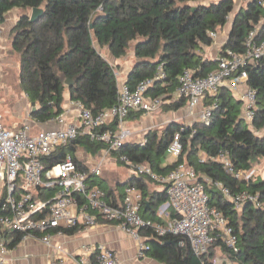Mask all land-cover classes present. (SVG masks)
I'll return each mask as SVG.
<instances>
[{"label":"trees","instance_id":"obj_1","mask_svg":"<svg viewBox=\"0 0 264 264\" xmlns=\"http://www.w3.org/2000/svg\"><path fill=\"white\" fill-rule=\"evenodd\" d=\"M241 1L244 5L235 11L234 0H0V16L4 22L5 16L13 10L24 12L13 30V48L21 55L22 90L33 110L36 109L31 117L38 123H47L65 111L68 92L71 101L81 103L94 113L117 104L119 81L115 68L96 45L120 60L134 43L137 62L129 71L126 85L134 89L163 65L167 74L165 82L157 83L148 93L164 99L165 112L184 109L187 100L174 96L179 77L186 70L193 71L195 77H205L216 70L218 62L206 58L205 53L216 42L212 33L223 31L231 15L234 17L231 30L220 48L219 58L224 57L227 50L244 53L245 42L252 33L256 34V41L264 40V0ZM36 8H42L44 13L31 22L30 12ZM246 71L247 87L255 90L258 96L256 115L251 123L243 118V101L222 89L205 100L207 106H214L210 125L172 123L161 135L147 134L145 145L128 143L111 154L120 166L130 169L122 161V157H127L133 165H146L157 173H166L177 164L162 168L161 159L174 134L181 132L184 152L180 162L196 170L211 205L224 214L239 238L237 252L217 240L209 254L197 257L189 242L181 237H159L150 230L141 231V235L149 238L145 255L160 263L213 264L217 252L221 251L235 264H264V180H237L212 160L219 153L227 152L237 171L250 172L255 162L264 159V136L256 134L264 131V66L250 65ZM144 115L143 112L131 113L130 119L138 120ZM79 148L97 155L105 146L80 137L45 159V164L55 166L67 154L75 155ZM201 151L206 161L199 158ZM82 169L89 171L87 167L82 166ZM134 179L136 182L129 185L136 186L144 194L143 211L146 212L143 217L165 224L152 211L167 202L166 193L163 191L149 198L144 183L147 178L134 176ZM217 182L230 188L233 194L258 195L261 206L248 203L237 211L214 185ZM52 195V189L40 191L43 199H50ZM108 200L114 203L109 195ZM79 230L70 229L66 234L74 235ZM5 234L11 240L10 248L21 243V234Z\"/></svg>","mask_w":264,"mask_h":264},{"label":"built area","instance_id":"obj_2","mask_svg":"<svg viewBox=\"0 0 264 264\" xmlns=\"http://www.w3.org/2000/svg\"><path fill=\"white\" fill-rule=\"evenodd\" d=\"M3 20L0 16V32ZM215 40L217 33H212ZM252 33L245 42L242 54L226 51L218 62L216 70L205 77H195L194 72L186 70L179 77L174 96L186 99L188 108L204 104L207 97L215 96L222 89L233 94L242 93L243 118L251 123L255 118L258 96L255 90L247 87L246 68L264 66V40H255ZM167 74L160 65L151 78L141 81L134 89L119 82L117 104L109 109L94 113L79 102H73L76 120H70V112L64 111L52 120L58 128L33 133L30 125L20 129L5 126L0 114V264H8L10 239L7 233L22 235L21 242L33 240L41 242L57 251L51 264H66L69 254L63 246L56 243L66 231L74 228H91L100 220L117 224L123 231L141 241V231L150 230L159 237L173 235L187 240L197 257H204L211 246L221 240L229 249L238 251L239 238L228 219L210 203L205 185L200 182L196 170L180 162L184 148L181 132H176L168 147L167 154L177 166L166 172L157 173L150 166L133 165L127 157L122 161L130 166L137 177H145L164 188L167 202L164 216L171 212L165 224L147 220L143 217L144 194L134 185L125 188L120 203L109 202L107 193L92 181L101 177L102 163L91 172L82 169L77 155L67 154L64 160L48 167L45 159L60 149L87 137L91 143H100L107 155L120 151L133 137L128 127L131 113L156 114L164 104L163 98H155L148 92L157 83L165 82ZM214 106L204 107L201 122L210 125ZM147 140L141 145H145ZM206 161L205 159H202ZM220 164L225 172L237 180H250V172L237 171L227 152H221L212 159ZM225 200L232 203L237 211L248 204L260 207L256 194L241 192L233 194L223 183L214 184ZM42 189H52L50 199L40 197ZM138 258L145 256L149 247L140 242ZM76 264H121L112 250L103 245L85 246L83 254L75 258ZM213 264H235L227 256H217Z\"/></svg>","mask_w":264,"mask_h":264},{"label":"crops","instance_id":"obj_3","mask_svg":"<svg viewBox=\"0 0 264 264\" xmlns=\"http://www.w3.org/2000/svg\"><path fill=\"white\" fill-rule=\"evenodd\" d=\"M23 14L24 12L22 13V10H18V9L8 13L5 16V21L2 24L0 35L4 33L6 34V32L7 33L10 32V30L17 25L19 18ZM230 30H231V26L228 29L226 27L223 31H220L215 44L211 48L207 49V51L212 50V52L214 51L219 52L221 46L226 41L227 34H229ZM216 58L217 56L213 60H215ZM128 74L129 72L126 75L125 80H123L121 83L126 84ZM245 90L246 87L243 86L240 90V93L234 94L235 98L242 100V93ZM65 99H66L64 106L65 111L70 112V117H69L70 120L72 121L76 120L77 119L76 109L72 105L73 101H71L70 99L69 92L66 93ZM200 107H203L204 109L205 106L203 104L192 111H196ZM185 108L190 110L188 108V105ZM162 119L163 118L156 119L153 115H144L142 118L138 120H132L129 117L127 125L133 131V137L129 143L141 144V141L137 140L139 137H141V133H143L145 130L150 131L155 126H157L156 129L160 130L162 128L161 126L165 124L163 123ZM134 121H140V123L133 125ZM172 123H177L182 125L180 122L178 123L176 121L170 120L166 122L165 127ZM25 125H30L33 133H38L43 130H51L58 128V125L52 123L51 121L47 123H38L33 120L26 122ZM20 128H11V129H20ZM81 151L86 153L85 158L79 156ZM76 155L77 158L81 161L82 166L87 167L90 172L96 166L102 163L101 178L108 185V189L105 190L102 186L100 185L97 186L100 187L102 190H104L107 193V195H109L110 200L114 203H120L123 199L125 188L130 183L136 182L134 179V176H136L134 172H132L130 169L128 171L119 168L118 167L119 164L117 160L109 158L113 156L111 154L107 155L106 153L103 152V150L97 155H91L87 153L84 149L79 148L76 152ZM161 162H162L161 163L162 168L171 167L175 163L174 160L167 153L161 159ZM93 179L94 177L92 178V181ZM144 183L147 193L150 194L149 198L151 197V195H156L164 191L163 187H161L158 184L152 183L147 179H145ZM165 205L166 203L162 204L159 207H154L152 213L155 212L156 215L163 222L167 223L169 221V215L171 212L167 211L168 216L163 215L166 210ZM145 212L146 210L143 211V214ZM149 215L150 213L146 214V217L148 218ZM55 242L61 244L65 249V251L68 252L69 257L66 259V264H76L75 258H78L83 254V248L85 246H98V245L106 246L107 248L112 250L120 260L121 264H163L147 255H145L144 258L142 259L138 258V249L140 245L139 243L142 242L147 245L149 242V238L147 236L142 235L141 241L139 242L134 237L123 231L117 224L108 223L103 220H100L99 224L94 227L80 228V230L74 235H65L64 237H59L55 240ZM56 255H57V251L54 247H49L38 241L28 240L21 242L14 248H10V252L8 256L9 259L8 264H51L55 260ZM217 256L224 257L225 255L221 251H218Z\"/></svg>","mask_w":264,"mask_h":264},{"label":"rangeland","instance_id":"obj_4","mask_svg":"<svg viewBox=\"0 0 264 264\" xmlns=\"http://www.w3.org/2000/svg\"><path fill=\"white\" fill-rule=\"evenodd\" d=\"M234 1L236 3L235 11L239 10V8L244 5L241 0ZM233 18V15H231L227 29L230 28ZM14 28H12L10 32H6V34L4 33L0 35V114L4 118V124L6 127L20 128L23 127L26 122L33 121L31 117L33 108L29 102L27 95L23 92L21 86V55L13 48ZM134 46L135 44L132 43L127 55L120 60H116L112 57L108 50H101L99 46L96 45L97 49L101 51L102 55L106 59H108L111 65L115 68V73L120 83L125 80L127 73L135 66L137 62V58L135 57L134 53ZM218 55L219 52H212V50H208L205 53V57L212 60ZM204 106L209 107L206 105V102H204ZM203 110V107H200L196 111L184 108L180 112H165L163 108H161L153 116L156 119L163 118L162 120L165 124L166 122L173 120L178 123L180 122L184 126H193L195 124H201V114ZM139 123L140 121H134L133 125ZM165 124L161 126L162 128L160 130L156 129L157 126H155L150 131L145 130L143 133H141V137H139L137 140L141 141V143L145 142L147 140L146 135L149 133H157L161 135V133L165 129ZM256 134L258 136H264V131L256 132ZM79 156L85 158L86 153L81 151ZM109 158L115 159L113 157ZM199 158L205 159V153L201 151L199 153ZM118 167L122 168V170L129 171L128 167L119 165ZM250 174L251 178L253 179L260 178L264 180V159H261L254 163L253 169ZM93 181L96 185L102 186L105 190L108 189V185L103 181L101 177H94Z\"/></svg>","mask_w":264,"mask_h":264},{"label":"water","instance_id":"obj_5","mask_svg":"<svg viewBox=\"0 0 264 264\" xmlns=\"http://www.w3.org/2000/svg\"><path fill=\"white\" fill-rule=\"evenodd\" d=\"M44 13V10L42 8H36L32 10V14L30 16V21L31 22H35L37 21ZM67 83L73 85V82L68 81ZM33 111H36V109H34Z\"/></svg>","mask_w":264,"mask_h":264}]
</instances>
